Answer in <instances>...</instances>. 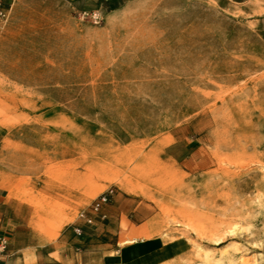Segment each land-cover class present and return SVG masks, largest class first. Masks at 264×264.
Here are the masks:
<instances>
[{
  "label": "rangeland",
  "instance_id": "1",
  "mask_svg": "<svg viewBox=\"0 0 264 264\" xmlns=\"http://www.w3.org/2000/svg\"><path fill=\"white\" fill-rule=\"evenodd\" d=\"M27 1L0 30L9 198L54 239L122 191L184 243L173 264H264V0ZM181 126L186 164L166 149Z\"/></svg>",
  "mask_w": 264,
  "mask_h": 264
},
{
  "label": "crops",
  "instance_id": "2",
  "mask_svg": "<svg viewBox=\"0 0 264 264\" xmlns=\"http://www.w3.org/2000/svg\"><path fill=\"white\" fill-rule=\"evenodd\" d=\"M7 1V0H6ZM30 6L27 0L15 2L6 30L13 21L21 20ZM264 39V35H263ZM0 47V54L3 52ZM0 72L6 66L1 63ZM13 85H20L12 73ZM181 126L167 145L168 155L177 163H188L201 152ZM158 211L151 202L122 191L112 192L99 212L89 211L92 219H75L61 227L51 239L34 225V209L0 188V238L9 242L6 264H173L185 255L184 243H172L166 234H157ZM81 230L79 235L76 230ZM186 248V245H185Z\"/></svg>",
  "mask_w": 264,
  "mask_h": 264
},
{
  "label": "built area",
  "instance_id": "3",
  "mask_svg": "<svg viewBox=\"0 0 264 264\" xmlns=\"http://www.w3.org/2000/svg\"><path fill=\"white\" fill-rule=\"evenodd\" d=\"M15 2L16 0H7V1L0 0V28H4L9 23ZM83 16L92 17L96 23L102 20V15L100 12H93L91 14L84 13ZM109 200H110V195L105 194L101 196L98 200L94 202L92 206V210L94 212H99L101 208L109 202ZM80 218L85 219L89 224L93 222L85 211L80 213ZM76 232L79 235H81L80 229H77ZM8 246H9L8 239L5 237L0 238V264H6L5 257L7 255Z\"/></svg>",
  "mask_w": 264,
  "mask_h": 264
}]
</instances>
